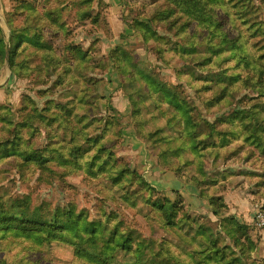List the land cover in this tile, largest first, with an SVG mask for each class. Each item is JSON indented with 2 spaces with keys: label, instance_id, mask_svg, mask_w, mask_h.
<instances>
[{
  "label": "trees",
  "instance_id": "1",
  "mask_svg": "<svg viewBox=\"0 0 264 264\" xmlns=\"http://www.w3.org/2000/svg\"><path fill=\"white\" fill-rule=\"evenodd\" d=\"M145 1L155 8L153 19L167 22L165 38L151 17L132 25L122 20L140 34L144 50L170 63L188 59L173 67L176 84L142 69L122 46L97 57L101 39L87 47L72 41L70 22L88 23L111 37L103 0H19L4 14L8 32L0 23V71L7 63L16 79L34 77L36 85L54 78L38 94L57 98L39 106L25 94L16 112L0 103V164L62 184L73 173L84 175L109 206L94 219L74 203L53 207L0 190V240L16 235L35 242L24 264L57 250L69 254L68 264H264L252 257L255 224L238 221L224 202V182L233 177L208 175L209 166L235 160L248 166L239 174L256 190L264 188V0ZM108 66H114L128 108L101 117L102 78L96 75ZM124 117L157 168L197 188L216 227L207 214L191 212L179 192L168 199L116 154ZM36 138L45 141L38 145ZM125 211L143 218L147 236Z\"/></svg>",
  "mask_w": 264,
  "mask_h": 264
},
{
  "label": "rangeland",
  "instance_id": "2",
  "mask_svg": "<svg viewBox=\"0 0 264 264\" xmlns=\"http://www.w3.org/2000/svg\"><path fill=\"white\" fill-rule=\"evenodd\" d=\"M18 1L19 0H0V23L6 32H8V28L4 25L1 18L4 19V14L10 12L12 7L15 6ZM127 1L128 6L127 8H124L122 6V0H120L121 20L123 19L122 17H125L126 23L132 25L134 20L151 17L153 21L151 26L156 28L162 38L166 37L163 34L162 29L167 22L153 19L152 14L155 13V8L144 6L143 4L147 3L145 0ZM109 9L110 5H108L106 14H108ZM148 14L150 15L147 16ZM122 23L128 29V33L115 36L116 32L112 33L108 19L111 37L107 38L101 29H98L97 27L90 28L87 25L88 23L83 25L70 22V27L75 31V33L73 32L72 41L77 44L81 43L87 47L94 39H101V43L97 46V57H108L111 49L116 46H122L132 54L133 59L142 67V69H152L155 72H159L162 80L165 82L173 84L178 83L172 73L174 72L173 67L180 65L181 63L187 64L189 62L188 59L178 57L170 63L159 58L155 50H144L141 47L142 39L140 34L129 29L123 20ZM75 28L77 29L75 30ZM121 36H124V38H120ZM109 64L112 65L111 62H109ZM3 69L1 70L3 72L0 73V84L6 81L7 85L5 86V89L0 88V103L6 104L13 112H16L22 107L25 94H30L39 106L44 105L47 100L56 101V94H48V97L44 99L38 94L40 91H46L51 86L54 78L49 85V81H47L46 85H36L34 77L27 80L16 79L8 70V65L7 68L5 66ZM96 76L102 78V82L98 89V93H100L103 98L100 102L102 107L100 116L106 117L112 109L120 113H125L128 107L123 111L121 110L123 109L121 105L124 104V102H127V100L118 88V75L115 72L114 66H108L106 72H100L98 70ZM187 91L189 92V96L193 99V92L189 90ZM243 95H248V93L243 92L241 96ZM197 104L199 105L200 110L206 114L208 118L212 119L213 114L205 113L204 107L198 102ZM121 125H124L125 131L123 134L122 145L116 150V154L124 158L149 184L155 187L158 191L164 192L165 196L173 201L175 199L173 192L175 191L178 193L179 191L175 190L174 183H172L170 179L159 181L164 177L165 172L156 171L157 169L153 168L152 160L154 159L148 155L144 145L133 135L129 117H124ZM34 141L36 144L38 143V145H42L45 139L36 138ZM245 170L248 171V166L240 165L235 160H231L225 164L209 166L208 175L211 178H222L224 176L233 177L231 179L232 183L230 181L224 182V197L229 199L231 210H233L234 215L238 217L239 220L246 222L248 225L255 224L256 226L255 216L257 214V207L264 206V188L256 190L254 184L252 185L248 180V176L243 177L239 174L241 171ZM191 172L192 171L189 168L187 174ZM178 182L181 183L179 180ZM184 182L186 185H189L186 181ZM95 187L96 183L94 181L77 173L68 176L67 183L62 184L51 178H40L37 172H26L24 176H22L12 164H0V190L5 189L14 196L30 195L33 201H37L38 203H50L53 207H62L68 203H74L79 208L87 210L89 216L94 219L99 217L103 211L109 210V206H105V203H103L95 193ZM184 197L187 207L191 212H203L207 214L208 224L216 227L217 220L215 217H212L210 213L211 209L206 204V201L197 202L194 195H184ZM198 207H200L199 211L196 210ZM125 215L132 219L133 223L136 224L145 236L148 235V231L145 228L146 224L142 217L134 213V211H125ZM250 227L251 237L256 244L252 257L257 261H263L264 227L262 229H258L257 227L254 228L252 226ZM34 247L35 242L31 238L26 236L8 235L6 239L0 240V264H24V262L32 258L31 254ZM70 258L71 257L67 252L57 250L43 259H36V261L38 260L37 264H68ZM77 264H81V262H78Z\"/></svg>",
  "mask_w": 264,
  "mask_h": 264
},
{
  "label": "crops",
  "instance_id": "3",
  "mask_svg": "<svg viewBox=\"0 0 264 264\" xmlns=\"http://www.w3.org/2000/svg\"><path fill=\"white\" fill-rule=\"evenodd\" d=\"M103 1L106 4L110 5V9H109L107 15H108V19H109L110 28H111L112 33L116 32L115 36L120 35V34L121 35L122 34H127L128 33V29L124 26V24L122 23V20H121L120 0H103ZM2 72L3 71H0V73H2ZM5 82L0 84V88H3V89L6 88L5 86L7 85V82L6 83ZM121 106L123 107V109H121V110L125 111L126 108L128 107V104H127V102H124V104H122ZM152 161H153V168H156L157 169L156 171H162V170H160L159 168L156 167V165L154 164V160H152ZM165 179L166 180L170 179L172 181V183H174L175 190H178L182 197H184V195L185 196L186 195H190V196L194 195L196 197L197 202L204 201V200H202V199H200L198 197L197 188H195L194 186H191V185H186L184 181H182L181 179L177 178L174 174L165 172L164 173V177L161 180H159V181H163ZM178 180L181 181V183H179ZM223 199H224V202L226 204H228V206H229V210H230L229 214L235 216L234 213H233V210H231V207L229 205V199L227 197H224ZM203 204H204V202H203ZM199 209H200V207H198V209H196V210L199 211ZM236 218L238 219V217H236ZM244 219H245V217H244ZM239 221L243 222L241 220H239Z\"/></svg>",
  "mask_w": 264,
  "mask_h": 264
},
{
  "label": "built area",
  "instance_id": "4",
  "mask_svg": "<svg viewBox=\"0 0 264 264\" xmlns=\"http://www.w3.org/2000/svg\"><path fill=\"white\" fill-rule=\"evenodd\" d=\"M256 227L262 229L264 227V212H262L261 207H257V214L255 216Z\"/></svg>",
  "mask_w": 264,
  "mask_h": 264
},
{
  "label": "water",
  "instance_id": "5",
  "mask_svg": "<svg viewBox=\"0 0 264 264\" xmlns=\"http://www.w3.org/2000/svg\"><path fill=\"white\" fill-rule=\"evenodd\" d=\"M1 20H2V22L4 23V25L7 26L5 20H4L3 18H1ZM8 46H9V42L7 43V47H8ZM6 68H7V65H6ZM3 70H4V69H3Z\"/></svg>",
  "mask_w": 264,
  "mask_h": 264
}]
</instances>
